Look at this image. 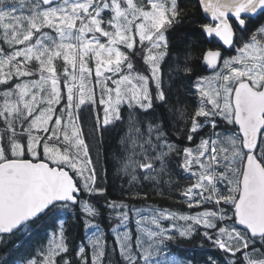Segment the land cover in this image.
<instances>
[{
  "label": "snow or ice",
  "instance_id": "snow-or-ice-1",
  "mask_svg": "<svg viewBox=\"0 0 264 264\" xmlns=\"http://www.w3.org/2000/svg\"><path fill=\"white\" fill-rule=\"evenodd\" d=\"M49 218L19 264H264V0H0V242Z\"/></svg>",
  "mask_w": 264,
  "mask_h": 264
},
{
  "label": "trees",
  "instance_id": "trees-1",
  "mask_svg": "<svg viewBox=\"0 0 264 264\" xmlns=\"http://www.w3.org/2000/svg\"><path fill=\"white\" fill-rule=\"evenodd\" d=\"M182 31L178 30L177 35H179V32ZM217 43V42H216ZM215 43H209L207 40L203 42H199L196 45L194 55H199L204 50H206L208 47H214ZM183 61V58L181 57V63ZM199 63V61H197ZM202 74L207 75L205 70L202 72ZM175 139V137H173ZM198 142V140H197ZM185 145L188 143L183 142ZM105 147L108 149L109 156L112 151L117 150V142L116 137L110 139L106 142ZM109 172V197L111 199H116L119 196L118 189L121 185L122 179L120 178H114L112 175L113 168L112 165H108ZM181 185L185 186L186 182L181 181ZM174 199H165L153 196L151 201L152 203H155L159 207H166L170 210H180L183 212H187L189 214H193L195 211L203 210V208H194V209H188L187 205L185 204H179L176 201L181 199L179 197L178 192L174 193ZM94 202V201H93ZM104 204V201L101 199L99 201V205L102 207ZM67 225H74L70 228V231L68 232V237L70 240V243L75 246L81 243L82 238H84V242L86 243V237L90 234L86 233L83 222H75L72 220L71 215L65 218ZM99 222V221H95ZM53 225L52 218H49L45 220L40 227H36L32 229L31 236H16L12 237L11 239H7L6 245L4 242H0V264H2V258L7 256L8 259H10L14 264H18L21 260V258L28 256L30 253L35 252L40 246L46 245L48 242V239L50 238L53 231L56 230L58 227V222L55 227ZM102 228L105 230L106 235L108 236V240L106 242L110 243L114 237L110 234V225L107 219V212L104 213V220L102 222ZM110 240V241H109ZM172 251L174 254H176L180 258H186L191 259L194 261V264H206L209 257L214 258L217 261V264H226L225 260V254L221 252L220 250L214 248L211 243L207 240H205L201 235H195L194 238L181 240L176 244L172 245ZM26 255V256H24Z\"/></svg>",
  "mask_w": 264,
  "mask_h": 264
},
{
  "label": "rangeland",
  "instance_id": "rangeland-1",
  "mask_svg": "<svg viewBox=\"0 0 264 264\" xmlns=\"http://www.w3.org/2000/svg\"><path fill=\"white\" fill-rule=\"evenodd\" d=\"M210 74V73H209ZM208 75V74H207ZM118 140H119V137H116V142H117V146H118ZM184 142H186V141H184ZM120 179H122V178H120ZM122 183V182H121ZM110 241V240H109ZM24 256H26V255H24ZM19 264V263H18Z\"/></svg>",
  "mask_w": 264,
  "mask_h": 264
},
{
  "label": "water",
  "instance_id": "water-1",
  "mask_svg": "<svg viewBox=\"0 0 264 264\" xmlns=\"http://www.w3.org/2000/svg\"><path fill=\"white\" fill-rule=\"evenodd\" d=\"M218 43V42H217ZM206 70V69H205ZM207 73H209L207 70H206Z\"/></svg>",
  "mask_w": 264,
  "mask_h": 264
}]
</instances>
